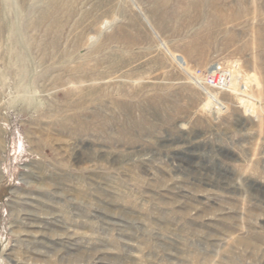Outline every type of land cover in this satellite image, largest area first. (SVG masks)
I'll return each mask as SVG.
<instances>
[{"label":"rangeland","instance_id":"1","mask_svg":"<svg viewBox=\"0 0 264 264\" xmlns=\"http://www.w3.org/2000/svg\"><path fill=\"white\" fill-rule=\"evenodd\" d=\"M0 264H264V0H0Z\"/></svg>","mask_w":264,"mask_h":264},{"label":"built area","instance_id":"2","mask_svg":"<svg viewBox=\"0 0 264 264\" xmlns=\"http://www.w3.org/2000/svg\"><path fill=\"white\" fill-rule=\"evenodd\" d=\"M230 76L227 71L223 68L215 69L209 72L205 77V83L209 87H221L222 85L227 84L229 82Z\"/></svg>","mask_w":264,"mask_h":264},{"label":"bare ground","instance_id":"3","mask_svg":"<svg viewBox=\"0 0 264 264\" xmlns=\"http://www.w3.org/2000/svg\"><path fill=\"white\" fill-rule=\"evenodd\" d=\"M210 97H211V96H210ZM213 97H214V96H213ZM213 97H212V98H213ZM248 98H249V97H248ZM213 99H214V98H213ZM246 99H247V97H246ZM246 99H245V100H246ZM245 100H244V101H245ZM216 101H217V100H216ZM218 102H219V101H218ZM249 103H250V102H249Z\"/></svg>","mask_w":264,"mask_h":264}]
</instances>
